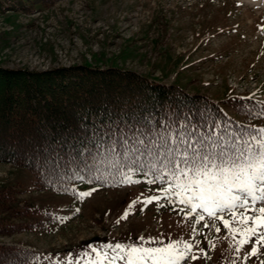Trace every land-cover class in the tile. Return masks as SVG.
I'll return each instance as SVG.
<instances>
[{
    "label": "rangeland",
    "instance_id": "1",
    "mask_svg": "<svg viewBox=\"0 0 264 264\" xmlns=\"http://www.w3.org/2000/svg\"><path fill=\"white\" fill-rule=\"evenodd\" d=\"M7 8L0 12L2 67L114 66L216 100L251 95L264 104V0H59L30 13ZM256 121L264 129V118ZM132 179L138 182L74 184L75 194H56L38 187L28 169L0 163V188L13 186L20 192L15 205L27 210L13 221L33 224L32 230L0 235V243L33 248L41 258H54L52 264L89 246L176 241L191 243L200 257L190 255L182 264H264V244L249 255L255 237L237 251L242 237L233 239L222 221L199 210L186 218L187 206L168 203L166 182L149 184L150 174ZM85 191L92 195L81 200ZM152 196L159 202L143 203ZM201 214L205 221L197 223Z\"/></svg>",
    "mask_w": 264,
    "mask_h": 264
},
{
    "label": "trees",
    "instance_id": "2",
    "mask_svg": "<svg viewBox=\"0 0 264 264\" xmlns=\"http://www.w3.org/2000/svg\"><path fill=\"white\" fill-rule=\"evenodd\" d=\"M57 1L0 0V12L13 7L30 13L36 6L50 7ZM260 113L264 104L254 97L217 101L114 66L73 64L30 70L0 65V162L28 169L38 187L58 194H75L74 184L114 187L120 184L112 176L108 183L89 181L93 175L89 167L100 165L95 154L102 149L97 144L106 145L113 134L151 133L156 139L182 125L202 133L210 125L225 134L238 133L260 129L254 123L264 118ZM53 159L58 161L59 175L51 169ZM142 175L137 171L132 176ZM19 194L13 186L0 188V235L33 228L13 221L27 212L15 205ZM36 256L33 249L0 243V264H29Z\"/></svg>",
    "mask_w": 264,
    "mask_h": 264
},
{
    "label": "snow or ice",
    "instance_id": "3",
    "mask_svg": "<svg viewBox=\"0 0 264 264\" xmlns=\"http://www.w3.org/2000/svg\"><path fill=\"white\" fill-rule=\"evenodd\" d=\"M97 148L102 149L95 154L100 165L89 167L93 172L90 182L108 183L107 177L112 176L115 184L131 185L138 182L132 179L135 172L150 174L153 179L149 184L156 181L168 184L165 189L171 194L165 197L168 203L175 200L187 206L186 218L199 210L222 221L233 239L237 235L242 237L237 241V251L255 237L256 246L249 255L258 254L259 246L264 244V206L257 207L264 205V129H241L238 133L225 134L210 125L208 132L202 133L197 127L182 125L161 133L156 139L151 133L133 132L131 136L118 137L113 134L106 145L102 141ZM58 168V161L53 159L51 169L57 175ZM91 195L92 192L85 191L78 197L83 200ZM159 200L160 197L152 196L143 203ZM226 214L231 219H225ZM128 215L126 212L123 218L127 219ZM202 221L205 216L198 215L197 223ZM215 230L221 231L219 227ZM192 250L193 245L185 241L161 247L116 243L102 248L89 246L76 258L69 255L63 264H182L190 255L193 260L200 258ZM53 259L36 256L31 264H42V260L52 264ZM54 264L61 261L55 259Z\"/></svg>",
    "mask_w": 264,
    "mask_h": 264
}]
</instances>
